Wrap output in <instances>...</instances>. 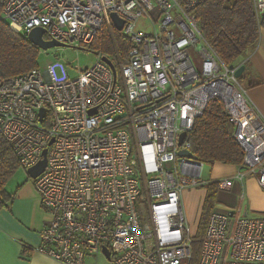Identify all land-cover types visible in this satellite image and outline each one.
I'll use <instances>...</instances> for the list:
<instances>
[{
    "label": "built area",
    "instance_id": "obj_1",
    "mask_svg": "<svg viewBox=\"0 0 264 264\" xmlns=\"http://www.w3.org/2000/svg\"><path fill=\"white\" fill-rule=\"evenodd\" d=\"M204 1L0 0L3 18L26 37L40 26L46 39L87 46L104 28L114 34L115 11L131 42L124 56L99 51L92 65H73L75 76L69 62L56 59L0 79V136L27 170L47 149L44 171L33 180L49 213L36 251L86 264L107 245L113 264H194L183 191L207 181L202 162L178 155L190 149L178 138L214 98L224 102L244 150L235 178L250 173L264 189V117L236 75L240 64L226 63L205 36L196 11ZM253 3L261 16L264 0ZM145 14L152 33L137 28ZM233 181H219L220 189ZM196 264H264V215L214 208Z\"/></svg>",
    "mask_w": 264,
    "mask_h": 264
},
{
    "label": "trees",
    "instance_id": "obj_2",
    "mask_svg": "<svg viewBox=\"0 0 264 264\" xmlns=\"http://www.w3.org/2000/svg\"><path fill=\"white\" fill-rule=\"evenodd\" d=\"M205 36L219 56L228 64H234L259 41L264 27V13L258 16L253 0H206L197 7ZM86 47L95 48L104 55L123 56L131 48V42L116 29L111 34L104 28L101 34ZM41 48L22 32L13 30L3 18L0 6V79L27 72L38 65ZM186 141L197 159L203 163L223 162L242 165L244 150L234 136V124L230 121L224 102L212 99L204 113L197 117L188 131ZM20 162L12 146L0 136V202L8 199L5 185L16 173ZM207 189L198 232L192 242V261L198 262L208 218L216 206L220 190L219 180L203 185Z\"/></svg>",
    "mask_w": 264,
    "mask_h": 264
},
{
    "label": "crops",
    "instance_id": "obj_3",
    "mask_svg": "<svg viewBox=\"0 0 264 264\" xmlns=\"http://www.w3.org/2000/svg\"><path fill=\"white\" fill-rule=\"evenodd\" d=\"M237 63L245 65L242 77L247 79L248 85L245 87L250 102L258 108L264 117V27L261 28L257 44L249 48L243 58L240 57L237 60ZM208 164L212 165V172L211 176L203 178L204 180L208 182L216 179L219 181L233 179V185L228 189L230 193L239 197L244 192L243 198H247L249 204L251 202V207H249L255 212L252 215H264V189L259 185L254 175L246 173L243 180H238L235 176L241 165L223 162ZM5 188L9 198L0 202V264H65L35 250L41 243L42 225L49 218V213L42 206L41 197L34 181L26 180L22 176L18 177L14 173L7 181ZM221 190L219 193L227 194V191ZM184 192L202 194L196 217L199 223L207 189L203 186L189 187ZM230 204L235 205V200L230 201ZM183 206L186 213L184 200ZM215 208L223 211L229 209L217 205ZM231 208L241 210L240 206ZM247 208L243 214L248 215ZM99 255H87L85 263L106 264V261L99 259ZM88 258L93 259L87 262Z\"/></svg>",
    "mask_w": 264,
    "mask_h": 264
},
{
    "label": "rangeland",
    "instance_id": "obj_4",
    "mask_svg": "<svg viewBox=\"0 0 264 264\" xmlns=\"http://www.w3.org/2000/svg\"><path fill=\"white\" fill-rule=\"evenodd\" d=\"M156 22H158L156 18ZM137 28L142 29L147 33H152L154 32V26L148 15H142L140 19L137 22ZM97 52H99L95 48H90L86 46H54L50 47L48 49H41L39 58H38V65L42 68H45L48 63L56 60V59H63L66 62H69L71 65V75L75 76L78 71L73 68V65H80V67H88L95 62L97 59L98 55ZM245 55V54H244ZM242 55L241 57L243 58ZM193 58L195 60V63L197 67H201L202 61L200 56L196 53L193 52ZM115 64H117V68H119L118 62L115 60ZM240 82L246 86L248 85L247 79H244L242 75L239 76ZM133 157L138 158V148L135 143L134 148H133ZM212 170V165L208 163H203L202 168H201V176L202 178H209L211 176V171ZM18 177L25 178L26 180H34L33 177H31L28 173L27 168L23 166H19V168L16 170L15 173ZM223 179V178H222ZM221 190V189H220ZM221 191L225 192L227 194L222 195V193L217 194V201L216 205L219 207L223 208H229L228 210H235V208H241L242 213L245 212V209L247 208L248 215L251 216L255 212H253L250 207H251V202L250 204L248 203L247 198H243L244 192L237 197L235 194H231L230 190L228 189H222ZM222 196V197H221ZM221 197V198H220ZM202 198V194H190V193H183V200L186 208V216H187V221L190 229V233L195 237V235L198 232V219L196 218L198 216V207L200 205L199 202ZM235 200L236 204L232 205L230 204V201ZM237 205V206H236ZM250 206V207H249ZM140 211H141V217L142 221H147L149 219V213H148V201L145 196H142L140 198ZM93 258H88L87 262H89ZM99 259H103L106 261V264H113V261L108 259L106 255L100 254Z\"/></svg>",
    "mask_w": 264,
    "mask_h": 264
},
{
    "label": "water",
    "instance_id": "obj_5",
    "mask_svg": "<svg viewBox=\"0 0 264 264\" xmlns=\"http://www.w3.org/2000/svg\"><path fill=\"white\" fill-rule=\"evenodd\" d=\"M111 17L113 18V20L115 22L116 28L118 30H121L123 28V25H124V19L121 16H119L118 13L115 11H113L111 13ZM44 33H45V28L37 26V27H34L30 30V32L28 34V38H29V40H31L34 44H36L41 49H48V48L54 47V46H66L67 45L61 41L56 40V39H46L44 37ZM102 58H103V60H105L106 62H108L111 65L114 73L116 74V72H117L116 67H115L114 63L111 61V59L107 56H103ZM232 66H234V65L232 64ZM244 68H245V65L240 64L236 69V75L237 76L242 75ZM94 111H95V109L91 110V112H94ZM44 114H45V109L42 108L41 112H40V118H42ZM187 134H188V132L186 130L182 131L179 134V138H178V145L179 146H182L185 143ZM52 142H53V140L50 143H52ZM178 155L180 157H187V158H190L191 160H197L198 161V159H197L196 155L193 153V151L189 148H186V147L180 148L178 151ZM46 164H47V149L44 150L42 159H40L35 165L28 168L29 175L33 178L37 177L39 174H41L44 171ZM102 249H103V252L106 255V257L111 260L112 256H111L110 248L107 245H103Z\"/></svg>",
    "mask_w": 264,
    "mask_h": 264
}]
</instances>
